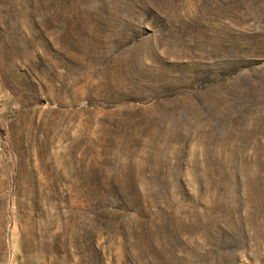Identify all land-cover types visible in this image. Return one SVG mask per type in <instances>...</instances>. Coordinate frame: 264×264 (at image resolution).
Wrapping results in <instances>:
<instances>
[{
    "label": "rangeland",
    "instance_id": "obj_1",
    "mask_svg": "<svg viewBox=\"0 0 264 264\" xmlns=\"http://www.w3.org/2000/svg\"><path fill=\"white\" fill-rule=\"evenodd\" d=\"M0 264H264V0H0Z\"/></svg>",
    "mask_w": 264,
    "mask_h": 264
}]
</instances>
